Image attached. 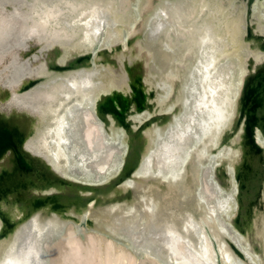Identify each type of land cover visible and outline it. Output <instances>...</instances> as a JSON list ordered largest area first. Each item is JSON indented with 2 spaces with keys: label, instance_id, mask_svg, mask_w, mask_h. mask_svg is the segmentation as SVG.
I'll list each match as a JSON object with an SVG mask.
<instances>
[{
  "label": "bare ground",
  "instance_id": "6f19581e",
  "mask_svg": "<svg viewBox=\"0 0 264 264\" xmlns=\"http://www.w3.org/2000/svg\"><path fill=\"white\" fill-rule=\"evenodd\" d=\"M0 126V264H264V0H0Z\"/></svg>",
  "mask_w": 264,
  "mask_h": 264
},
{
  "label": "clouds",
  "instance_id": "9594fccd",
  "mask_svg": "<svg viewBox=\"0 0 264 264\" xmlns=\"http://www.w3.org/2000/svg\"><path fill=\"white\" fill-rule=\"evenodd\" d=\"M79 243L83 249L82 253L75 251L76 244ZM92 240L85 237L82 241L77 234L69 231L63 238V242L58 249L55 264H94L90 255Z\"/></svg>",
  "mask_w": 264,
  "mask_h": 264
},
{
  "label": "water",
  "instance_id": "95a60500",
  "mask_svg": "<svg viewBox=\"0 0 264 264\" xmlns=\"http://www.w3.org/2000/svg\"><path fill=\"white\" fill-rule=\"evenodd\" d=\"M80 62L81 61H76L75 62V65H78V64H80ZM8 126H3V127H1L0 126V134L1 135H3V134H7V132H8ZM6 145H1L0 144V148L1 149H4V150H6V148H9L10 146H6ZM8 154H10V156H14V157H16V159L17 160H19L20 161V156L17 154V151H16V149L15 148H13V150H7L6 151ZM19 167H20V176L18 177H16L15 176V174H11V179H12V182H16V180H18L19 182H21V180H24L25 182L27 181V180H29L30 178H33L38 172L37 171H35V172H32L33 173V176H31V172L28 170V169H26V168H24V167H22L21 166V164L19 165ZM38 168V167H37ZM38 170H39V168H38ZM131 172V168H128L126 165H125V167H124V169H123V173H122V175L121 176H119L117 179H116V181H114L113 182V184L110 186V188H114V187H117L128 175H129V173ZM10 179H6V178H2V180H0V188H3L4 186H6V185H8L9 183H8V181H9ZM56 183H58V185H61V184H63L62 183V181H60V182H56ZM86 188V187H85ZM124 196L126 197V198H132V191H128L127 193H125L124 194ZM9 224H10V221L8 220V219H6L5 221H4V224H3V229H7L8 228V226H9ZM85 225H86V227H88V224L85 222Z\"/></svg>",
  "mask_w": 264,
  "mask_h": 264
},
{
  "label": "rangeland",
  "instance_id": "374dc122",
  "mask_svg": "<svg viewBox=\"0 0 264 264\" xmlns=\"http://www.w3.org/2000/svg\"><path fill=\"white\" fill-rule=\"evenodd\" d=\"M145 257H146V255H145ZM146 258H144V256L142 258H140L139 259L140 264H152L153 263V262H151L152 260L150 258L148 259V256ZM143 259H146V260H143ZM153 264H155V263H153Z\"/></svg>",
  "mask_w": 264,
  "mask_h": 264
}]
</instances>
